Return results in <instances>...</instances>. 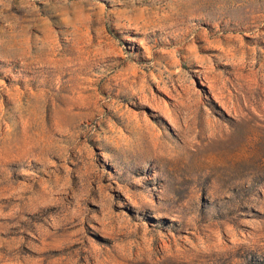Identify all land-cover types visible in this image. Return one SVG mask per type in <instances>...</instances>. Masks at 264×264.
Returning <instances> with one entry per match:
<instances>
[{"label": "rangeland", "instance_id": "rangeland-1", "mask_svg": "<svg viewBox=\"0 0 264 264\" xmlns=\"http://www.w3.org/2000/svg\"><path fill=\"white\" fill-rule=\"evenodd\" d=\"M0 264H264V0H0Z\"/></svg>", "mask_w": 264, "mask_h": 264}]
</instances>
